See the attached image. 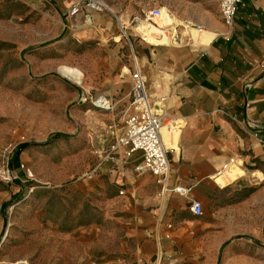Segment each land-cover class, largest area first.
Returning <instances> with one entry per match:
<instances>
[{"label": "crops", "instance_id": "crops-1", "mask_svg": "<svg viewBox=\"0 0 264 264\" xmlns=\"http://www.w3.org/2000/svg\"><path fill=\"white\" fill-rule=\"evenodd\" d=\"M21 1L46 17L48 36L72 34L79 42L99 43L96 50H107L112 71L102 89L112 96L102 95L110 106L118 92L119 99L128 98L123 122L131 112L130 73L137 67L151 99L158 100L157 105L162 102L158 108L163 128L166 121L176 125L175 144L167 148L168 183L188 188L187 196H160L153 175L133 171L140 161L139 152L126 158L118 150L116 158L98 159L96 172L119 185L120 193L136 211L142 255L155 254V264H175L183 257L190 264L199 258L207 263L217 264L220 258L224 264H241L234 240L242 237L243 244L264 240V0H240L229 28L222 22L216 0L217 15L205 21L204 27L184 17L177 7H164L171 23L160 27L151 19L153 24H149L163 29L166 37L162 40V33L157 34L162 43H143L136 45V50L125 20L131 18L143 35H139L141 40L147 42L146 12L161 7L159 0H95L103 3L102 11L87 8V0ZM197 5L202 7L200 1ZM74 6L78 11L70 14ZM192 26L203 31L199 45L185 39L179 44V27L193 39L197 37L195 30L188 29ZM168 35L175 41L172 45L167 44ZM123 37L130 46L129 65L123 67L127 79L114 72L123 55ZM104 42L111 47H101ZM76 72L82 81L84 76ZM232 164L243 173L230 177L226 169ZM190 199L201 203L200 216L189 210Z\"/></svg>", "mask_w": 264, "mask_h": 264}, {"label": "rangeland", "instance_id": "rangeland-1", "mask_svg": "<svg viewBox=\"0 0 264 264\" xmlns=\"http://www.w3.org/2000/svg\"><path fill=\"white\" fill-rule=\"evenodd\" d=\"M157 4L169 10L177 7L202 27L217 15L214 0ZM167 14L153 19L156 25H169ZM131 20L125 25L135 50L143 43H162L160 32L147 33V42L142 41ZM149 23L148 18L144 24L154 26ZM47 26L34 6L0 0V167L11 175L0 179V264H155V254L142 255L136 211L121 187L96 172L101 151L122 130L128 100L119 99L118 92L109 109L91 103L99 95L112 96L102 89L112 59L106 49L96 50L99 43L79 42L72 34L48 36ZM188 29L197 37L179 27L178 43L185 39L199 45L202 29ZM170 37L167 44L172 45ZM101 47L110 48L111 43ZM121 50L114 72L127 79L123 67L129 65L130 46L125 37ZM60 67L80 71L82 81L76 71L80 78L72 80ZM169 128L177 129L166 121L161 132L167 148L175 144ZM234 242L241 264H264L263 239L243 244L240 237ZM153 248L155 252L156 242ZM175 264L190 263L183 257ZM193 264L215 262L199 258ZM217 264L224 263L219 258Z\"/></svg>", "mask_w": 264, "mask_h": 264}, {"label": "built area", "instance_id": "built-area-1", "mask_svg": "<svg viewBox=\"0 0 264 264\" xmlns=\"http://www.w3.org/2000/svg\"><path fill=\"white\" fill-rule=\"evenodd\" d=\"M223 24L230 27L236 8L240 0H216ZM85 6L89 9L102 11L104 5L95 0H87ZM78 11L77 7L70 9V14ZM166 12L161 7L151 8L146 12V17L150 19H162ZM169 27V26H167ZM166 29V28H165ZM130 105L131 112L125 118L122 130L115 135L113 140L101 151L103 159L116 158L118 150L123 151V155L129 158L134 152L140 153V161L133 167L136 174L150 173L155 177L159 185L160 196L167 193H176L187 196L188 188L180 185L170 186L168 183L170 163L168 149L162 138L163 116L162 112L154 100L151 99L146 89V79L140 70L135 67L130 73ZM94 107L109 109L110 104L104 95H99L91 101ZM175 132V128L168 129ZM10 172L6 167H0V179L10 178ZM189 210L195 216L202 214V205L199 201L190 199ZM163 264H173L172 261H165Z\"/></svg>", "mask_w": 264, "mask_h": 264}, {"label": "bare ground", "instance_id": "bare-ground-1", "mask_svg": "<svg viewBox=\"0 0 264 264\" xmlns=\"http://www.w3.org/2000/svg\"><path fill=\"white\" fill-rule=\"evenodd\" d=\"M168 22V21H167ZM171 23V22H170ZM149 26V30H146V33H151V32H155V30L157 29L156 27H154V26H150V25H148ZM154 28H156V29H154ZM149 31V32H148ZM162 33V35H163V37L165 38L166 36H165V32L163 31V30H161V29H157V31H156V33ZM62 72L64 73V75L65 76H67L68 78H70V79H72V80H79V75L76 73V72H74V71H72V70H69V69H67V68H63L62 69ZM156 102V101H155ZM165 144V143H164ZM166 145V144H165ZM226 172H227V174L230 176V177H236V176H238V175H241L243 172H242V170L238 167V165H236V164H232L230 167H227V169H226ZM218 181L220 182V183H222V181H224V176L222 175L221 177H219L218 178Z\"/></svg>", "mask_w": 264, "mask_h": 264}]
</instances>
